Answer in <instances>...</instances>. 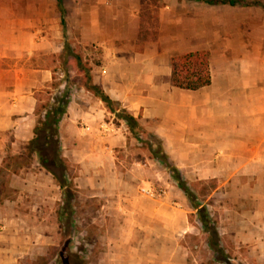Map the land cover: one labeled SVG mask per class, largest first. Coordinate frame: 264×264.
<instances>
[{
	"label": "rangeland",
	"instance_id": "rangeland-1",
	"mask_svg": "<svg viewBox=\"0 0 264 264\" xmlns=\"http://www.w3.org/2000/svg\"><path fill=\"white\" fill-rule=\"evenodd\" d=\"M23 1L44 14L46 29L53 25L56 28L55 0ZM110 1L63 0L67 41L83 59L86 46L76 42L80 21L95 18ZM145 1L150 3L149 14L157 19L153 26L157 42L161 37L166 46L177 50H207L216 66L227 64L238 73L264 76V0L214 4L196 0ZM118 2L119 6L125 4V0ZM59 30L62 45L61 25ZM64 59L60 54L58 60H53L55 78L40 88L49 92L41 94L40 103L85 80L74 60L68 58L63 63ZM143 137V142L114 150L115 156L123 160L119 164L121 173L113 179L104 174L96 185L82 182L80 186L76 182L77 167L68 161L65 149V177L72 182L75 193L70 209L65 208L62 189L37 155L29 157L18 144L5 147L9 165L5 164L0 173V235L6 241L15 239V247L6 246V252L11 251L14 257L19 255L16 249L21 237L32 242H24L30 246L28 252L12 257L8 263L264 264V147L252 142L255 147L238 148L236 164L228 149L216 150L211 156L186 149L176 159L166 154L188 182L192 202L159 158L164 153L160 141ZM11 140L12 135L6 134V145ZM25 161L27 164L21 165ZM15 168L17 174L11 172ZM234 171L236 177L231 174ZM148 185L162 188L164 193L158 197L144 195L140 187ZM103 192H109L108 200ZM42 193L50 197L46 211L40 210ZM193 203L206 207L218 231L223 256L210 248ZM106 205L110 207L108 212Z\"/></svg>",
	"mask_w": 264,
	"mask_h": 264
},
{
	"label": "crops",
	"instance_id": "crops-1",
	"mask_svg": "<svg viewBox=\"0 0 264 264\" xmlns=\"http://www.w3.org/2000/svg\"><path fill=\"white\" fill-rule=\"evenodd\" d=\"M127 1L119 6L112 0L95 18L82 19L76 34V42L86 46L84 60L92 83L109 99L101 100L83 84L69 90L59 138L62 155L68 151V161L77 167L76 182L96 185L104 174L115 178L123 160L114 150L143 142V134L160 141L171 159L186 149L209 156L228 149L236 164L238 148L253 147L252 142L264 147V76L238 73L227 64L216 66L210 54V84L195 90L173 86L171 57L200 48L177 50L161 37L158 42L143 41L138 37L140 0ZM57 17L56 28L46 29L44 14L25 1L0 0V165L5 147H23L33 137L36 92L52 81L53 60L64 45ZM122 110L137 118L142 127L137 135L120 116ZM8 133L13 140L6 145ZM108 193H102L107 200ZM42 195L40 210L46 211L50 197ZM6 240L0 235V264L14 257L6 246L16 241ZM24 242L32 243L21 237L14 258L28 252Z\"/></svg>",
	"mask_w": 264,
	"mask_h": 264
},
{
	"label": "trees",
	"instance_id": "trees-1",
	"mask_svg": "<svg viewBox=\"0 0 264 264\" xmlns=\"http://www.w3.org/2000/svg\"><path fill=\"white\" fill-rule=\"evenodd\" d=\"M205 1L210 4L214 3H236L240 0H196ZM57 13L60 17V24L62 26L64 45L61 52V56H64L63 63L68 62V58H72L76 66L84 72L85 80L83 85L85 88L97 97L105 102H109L108 97L103 91L94 85L91 81L90 66L86 60L82 58L80 54L74 53V48L71 47L67 41L66 35V9L63 5V0H55ZM150 3L145 0H141L139 10V27L138 37L142 38L143 41H156L157 31L153 27L156 25V16L149 14ZM153 30L149 29L150 27ZM152 34L149 37V34ZM171 83L173 86L182 89L195 90L200 87L210 84V70H209V53L207 50H194L183 52L180 54L173 55L171 57ZM54 75L52 80L54 79ZM54 81L52 86L55 87ZM46 90L36 92V98L38 104L35 108L36 122L33 128V137L23 144V148L27 152L29 157L33 154L37 155L40 164L52 173L53 177L57 181L59 187L62 189L63 200L66 202L65 208H71V201L75 198L74 189L72 182L66 181V159L61 152V144L59 138V123L64 116L68 105V88L53 93L47 102L40 103V97ZM120 116L127 122L130 130L133 134L137 135L138 132L142 131L137 118L131 114L122 110ZM21 157V155H19ZM159 158L168 168L171 176L177 183L180 190L190 199L193 200V193L189 188L188 182L182 175L181 170L175 165L171 159L165 154H161ZM7 163V157H3L0 165V173L4 171V165ZM27 164L25 161L21 165ZM59 170V173L56 171ZM14 174L18 173V168L12 169ZM193 202V201H192ZM194 208L197 210L198 220L203 226L204 231L207 234V241L210 248L215 252L217 256H223L224 251L219 243V234L214 225L209 220V215L206 207L200 206L199 204L193 203Z\"/></svg>",
	"mask_w": 264,
	"mask_h": 264
},
{
	"label": "built area",
	"instance_id": "built-area-1",
	"mask_svg": "<svg viewBox=\"0 0 264 264\" xmlns=\"http://www.w3.org/2000/svg\"><path fill=\"white\" fill-rule=\"evenodd\" d=\"M102 128H105V130H107V127L105 125H102ZM140 191L144 195H147V196H150V197H158V196H161L164 193L162 188L155 189V188H153L150 185L144 186V187H140Z\"/></svg>",
	"mask_w": 264,
	"mask_h": 264
}]
</instances>
